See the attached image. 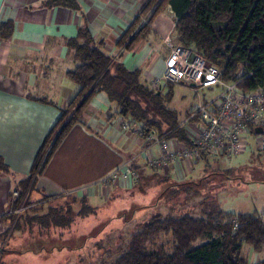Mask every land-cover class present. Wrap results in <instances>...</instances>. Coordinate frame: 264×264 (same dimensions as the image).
I'll list each match as a JSON object with an SVG mask.
<instances>
[{
  "label": "crops",
  "instance_id": "crops-1",
  "mask_svg": "<svg viewBox=\"0 0 264 264\" xmlns=\"http://www.w3.org/2000/svg\"><path fill=\"white\" fill-rule=\"evenodd\" d=\"M49 1L0 0V25H12L8 38L0 31V238L7 234L6 221L24 212V225L17 230L31 232L28 219L45 217V208L52 209V202L71 198L69 201L79 202L80 207L82 200L89 206L102 196L107 202L115 192L132 191L135 182L120 177L123 166L136 173V182L148 174L144 139L123 131V119L113 116L115 108L103 93H98L85 108L81 122L71 128L43 166L26 204L12 211L18 198L13 192H21V183L30 175L39 149L59 120L60 109L80 90L66 76L78 66L66 42L86 28L106 55L128 70H137L140 83L152 90L162 77L170 51L166 40L177 44L169 6L152 19L134 46L125 50L117 46L118 40L138 17L141 22L133 31H139L144 17H148L143 10L151 0H75L78 10L52 6ZM201 162L205 166L200 173L209 165L207 158ZM193 164L197 162L177 163L169 170L150 169L148 175L172 185L190 183L186 178ZM253 173L264 184V171ZM32 211L35 215H30ZM248 215L261 216L264 221V213ZM249 249L253 252L250 256L248 251L249 260L243 255L247 263L263 264L264 247L259 251Z\"/></svg>",
  "mask_w": 264,
  "mask_h": 264
},
{
  "label": "trees",
  "instance_id": "trees-1",
  "mask_svg": "<svg viewBox=\"0 0 264 264\" xmlns=\"http://www.w3.org/2000/svg\"><path fill=\"white\" fill-rule=\"evenodd\" d=\"M157 2V7L151 12L150 9ZM47 4L72 10L79 8L75 0H50ZM166 6H169L174 16L175 43L220 68L224 80H231L240 70L251 72L250 78L240 82L243 89L264 87V0H151L143 10V15L150 13L139 31L134 33L133 28L141 22L140 17L118 40L117 46L131 49L152 19ZM0 31L4 38H8L12 25L2 24ZM66 43L74 51V58L78 62V66L67 71L66 76L79 85L80 90L60 109V118L39 149L30 175L21 183V192L17 193L12 211L26 204L27 196L34 188L43 166L71 128L81 122L85 108L98 93H103L115 108L113 116L121 117L131 126L136 124L144 130L155 129L160 135H166L168 140L190 146L185 123L187 112L185 119L180 121L178 113L167 107L173 93L172 86H166L168 94L163 97L161 90L142 85L139 72L128 70L106 55L100 45L94 43L86 28L79 29L77 37ZM37 101L49 104L46 100ZM208 155L201 152V161L206 160ZM1 168L7 170L5 166ZM189 184L169 185L164 198L158 196L156 203L147 207L158 208L167 196L174 197L176 190L188 191ZM193 185H197V182ZM202 204L205 207L199 210V217L171 215L169 212L163 218L161 215L152 217L149 223L143 225L141 234L132 235L129 248L119 254L113 264H248L243 257L242 246H249L254 251L264 247L263 218L225 212L212 200ZM81 205L79 216L85 217L92 212L85 200H82ZM169 209L171 211V207ZM50 210L54 211L53 208ZM56 213L48 212L45 217L37 218L38 224L55 230L70 226L72 221L68 220L66 225L59 224L54 219ZM32 220L28 219V222ZM19 227L20 224H17V229ZM159 234L170 236L171 248L167 254L154 253L147 248L149 239Z\"/></svg>",
  "mask_w": 264,
  "mask_h": 264
},
{
  "label": "rangeland",
  "instance_id": "rangeland-1",
  "mask_svg": "<svg viewBox=\"0 0 264 264\" xmlns=\"http://www.w3.org/2000/svg\"><path fill=\"white\" fill-rule=\"evenodd\" d=\"M157 4L158 2L150 9L151 12ZM167 85L173 87L167 107L178 113L180 121L185 119V113L198 101H211L220 92L218 88H211L195 93L188 86ZM161 91V95L166 97L167 87ZM186 124V127L191 126ZM252 140H248L246 150L238 156L208 155L209 165L205 173H200L205 166L204 162L193 164L192 172L187 174L186 178L191 183L188 191L176 190L174 197L167 196L158 208L147 206L154 205L158 196L164 198L163 195L169 190L168 186L173 182L155 180L148 175L151 171L146 167L145 172L148 174L132 184L135 186L132 191L115 192L113 198L107 202L102 196L96 203L89 204L93 207L92 212L84 215L85 217L78 215L80 203L69 201L71 198L66 202H52L50 206L54 211H49L46 205L45 214L57 211L54 219L59 224L66 225L67 220L72 221L65 229L55 230L42 224L40 226L39 219H36L30 225L31 232H20L17 230V224H20L19 228L24 225V212L18 218H12L5 223L8 230L7 234L0 238V264H113L118 255L129 248L132 235L141 234L143 225L149 223L152 217L161 215L163 218L168 212L171 215L186 214L199 217V210L205 207V204L201 203L208 200H212L213 204L225 212L261 215L264 213V184L259 182L258 175L253 171H264V152L256 149ZM258 173L262 175L259 171ZM195 182L197 185H193ZM69 205L72 217L69 215ZM30 215L35 214L32 211ZM149 240L147 248L151 252H170V236L159 234ZM248 251L251 256L253 252L243 245L242 253L249 260Z\"/></svg>",
  "mask_w": 264,
  "mask_h": 264
},
{
  "label": "built area",
  "instance_id": "built-area-1",
  "mask_svg": "<svg viewBox=\"0 0 264 264\" xmlns=\"http://www.w3.org/2000/svg\"><path fill=\"white\" fill-rule=\"evenodd\" d=\"M166 42L170 51L162 77L155 81V90L160 91L166 84H185L195 93L211 88L220 92L213 100L198 101L187 111L185 123L191 125L186 127L189 147L166 139V135L155 129L131 126L123 119L121 129L143 138L147 144L146 166L153 171L169 170L177 163L200 162L201 152L219 157L238 156L246 150L250 138L256 149L264 151V87L245 90L240 85L251 77V72L239 70L231 80H224L222 70L204 57L169 40ZM256 129L261 133H256ZM119 173L131 182L137 181L136 173L125 166Z\"/></svg>",
  "mask_w": 264,
  "mask_h": 264
},
{
  "label": "water",
  "instance_id": "water-1",
  "mask_svg": "<svg viewBox=\"0 0 264 264\" xmlns=\"http://www.w3.org/2000/svg\"><path fill=\"white\" fill-rule=\"evenodd\" d=\"M255 132H256V133H261V130L256 129Z\"/></svg>",
  "mask_w": 264,
  "mask_h": 264
}]
</instances>
